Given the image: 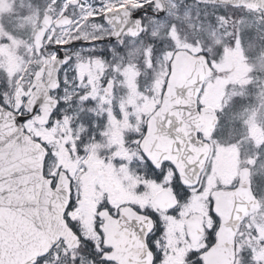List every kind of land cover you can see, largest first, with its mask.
Instances as JSON below:
<instances>
[{
  "label": "snow or ice",
  "instance_id": "1",
  "mask_svg": "<svg viewBox=\"0 0 264 264\" xmlns=\"http://www.w3.org/2000/svg\"><path fill=\"white\" fill-rule=\"evenodd\" d=\"M0 264H264V0H0Z\"/></svg>",
  "mask_w": 264,
  "mask_h": 264
}]
</instances>
